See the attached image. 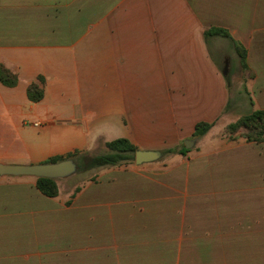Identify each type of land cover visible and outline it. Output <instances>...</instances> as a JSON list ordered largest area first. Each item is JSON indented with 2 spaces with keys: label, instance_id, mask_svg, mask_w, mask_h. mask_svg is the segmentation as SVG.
Segmentation results:
<instances>
[{
  "label": "crops",
  "instance_id": "0c3cea01",
  "mask_svg": "<svg viewBox=\"0 0 264 264\" xmlns=\"http://www.w3.org/2000/svg\"><path fill=\"white\" fill-rule=\"evenodd\" d=\"M212 27L247 49L245 88L264 109V0H0V63L19 78L0 81V163L95 152L116 138L158 151L194 140L201 155L172 161L214 153L225 183L253 176L257 146L217 137L232 93L212 50L226 37L207 38ZM40 76L44 97L33 102ZM200 122L213 127L197 141ZM118 166L74 197L59 185L48 197L33 178L3 181L14 212H0V264H180L170 212H107L142 186L134 167Z\"/></svg>",
  "mask_w": 264,
  "mask_h": 264
},
{
  "label": "rangeland",
  "instance_id": "374dc122",
  "mask_svg": "<svg viewBox=\"0 0 264 264\" xmlns=\"http://www.w3.org/2000/svg\"><path fill=\"white\" fill-rule=\"evenodd\" d=\"M233 46L228 38H224L212 47L222 69L227 63L232 93L230 106L224 113V123L220 128L218 126L220 132H217V137L229 143L257 146L254 151L256 157L259 154L261 157L258 158L263 159L261 167L256 166L253 176L241 179L237 185H230L225 183L230 179L227 176L229 171L222 169L221 165L215 167L219 162H216L214 153L196 159L182 158L180 162L172 161L174 154H171L153 164L123 163L118 166V171L129 172V168L134 167L135 175L142 177V186L138 184L133 196H128L127 200L111 201L107 208V212H170L169 216L173 218L169 224L175 228L174 240L183 244L180 264H264V142L247 141L243 135L245 129L237 132L229 129V125L255 110L252 97L245 88L246 70ZM189 149H195L196 156L201 155L202 148L197 146V142ZM73 152L61 156L66 157ZM104 152L106 148L100 142L98 150L84 153ZM99 169L76 172L67 178L57 179V183L74 197L89 180L94 179L93 175ZM22 177L37 180L34 176ZM8 178L22 180L0 175V212H14L8 210L4 199L7 192L1 189L5 185L2 182ZM33 192L39 193L36 187ZM168 234L171 235L170 232L159 235Z\"/></svg>",
  "mask_w": 264,
  "mask_h": 264
},
{
  "label": "trees",
  "instance_id": "16d2710c",
  "mask_svg": "<svg viewBox=\"0 0 264 264\" xmlns=\"http://www.w3.org/2000/svg\"><path fill=\"white\" fill-rule=\"evenodd\" d=\"M206 37L222 36L228 38L234 45L236 52L240 57V62L244 70L249 69L247 62V49L235 41L229 32L223 28L212 27L206 31ZM0 81L6 86H16L19 78L16 73L11 71L6 65L0 63ZM44 77L40 76L38 81L32 82L28 86V97L33 102H39L44 97L43 84ZM213 127V123L200 122L196 125L194 132L195 138L203 137ZM231 132H237L240 129H245L243 133L247 141L264 142V109H257L243 116L236 123L229 125ZM103 142L106 152L99 154H85L79 150H75L66 157L58 155L54 156L46 162H58L68 158H74L79 165L77 172L86 171L94 168L112 167L123 163L135 161V153L138 147L128 138H116L111 141ZM189 151L183 144L180 148H168L162 151L164 156L171 154H186ZM36 186L39 191L48 196L55 197L59 194V186L57 179L39 177L36 180Z\"/></svg>",
  "mask_w": 264,
  "mask_h": 264
},
{
  "label": "water",
  "instance_id": "95a60500",
  "mask_svg": "<svg viewBox=\"0 0 264 264\" xmlns=\"http://www.w3.org/2000/svg\"><path fill=\"white\" fill-rule=\"evenodd\" d=\"M224 74H227L224 70ZM189 140L185 143L186 148H190ZM163 157L162 151L141 150L135 153V163L141 165L144 163L159 160ZM79 170L78 162L74 158L64 159L58 162H43L36 164H4L0 163L1 176H34L36 178L46 177L53 179L67 178Z\"/></svg>",
  "mask_w": 264,
  "mask_h": 264
},
{
  "label": "built area",
  "instance_id": "2783aa9c",
  "mask_svg": "<svg viewBox=\"0 0 264 264\" xmlns=\"http://www.w3.org/2000/svg\"><path fill=\"white\" fill-rule=\"evenodd\" d=\"M35 125H38L39 126L40 125V122H36Z\"/></svg>",
  "mask_w": 264,
  "mask_h": 264
},
{
  "label": "flooded vegetation",
  "instance_id": "af4514ba",
  "mask_svg": "<svg viewBox=\"0 0 264 264\" xmlns=\"http://www.w3.org/2000/svg\"><path fill=\"white\" fill-rule=\"evenodd\" d=\"M226 67H227V63H226ZM226 67H225V69H224V70H226Z\"/></svg>",
  "mask_w": 264,
  "mask_h": 264
}]
</instances>
